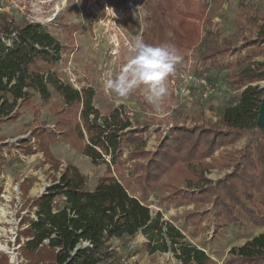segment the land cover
I'll return each mask as SVG.
<instances>
[{
	"label": "trees",
	"instance_id": "1",
	"mask_svg": "<svg viewBox=\"0 0 264 264\" xmlns=\"http://www.w3.org/2000/svg\"><path fill=\"white\" fill-rule=\"evenodd\" d=\"M158 5L165 9L163 3ZM248 17L254 22L260 19L251 13ZM0 19L4 32L0 39V124L17 121L19 108L34 104L36 96L49 104L54 89L63 102V106H51L57 120L55 133L45 124L37 134L46 160L57 169L61 162L50 151L49 143L58 137L72 138L94 164L105 161L106 156H115L113 164L119 168L130 162L132 177L128 183L139 193V197L131 195L110 167L91 190L87 177L68 164L59 180L33 203L37 219H24L23 223H28L22 232L26 241L20 249L30 264H118L112 241L132 239L140 232L148 240L144 249L149 254L172 252L182 264H216L161 213H151L145 201L159 185L166 193L162 204L194 205L193 211L183 215L194 234L210 231L208 223L218 233L224 226L240 224L241 216L255 227H264V130L256 121L255 140L215 157L218 150L234 146L245 136H255L249 123L259 115L264 88L249 84L264 79V65L236 74L232 82L235 87L249 86L241 94L242 103L227 108L219 124L208 122L192 128L175 124L171 137L161 135L158 151L151 152L144 149L148 129H132L129 116L120 108L100 124L93 93L74 89L51 71L67 49L41 24L17 25L1 12ZM158 24L160 33L164 32V25ZM259 28L258 36L245 42V47L253 49L250 59L264 56V23ZM10 35H14L12 45L4 41ZM228 50L221 48L207 59L214 60ZM129 146L133 148L124 157L122 148ZM214 170L231 172L212 181L205 172ZM57 199H63L60 208ZM229 254L225 264H264V233L234 247ZM0 263L9 264V258L0 254Z\"/></svg>",
	"mask_w": 264,
	"mask_h": 264
},
{
	"label": "rangeland",
	"instance_id": "2",
	"mask_svg": "<svg viewBox=\"0 0 264 264\" xmlns=\"http://www.w3.org/2000/svg\"><path fill=\"white\" fill-rule=\"evenodd\" d=\"M160 2L164 4V10L159 9ZM167 2L0 0V12L17 25L41 24L67 49L61 53L60 62L51 71L74 89H87L93 93V106L100 111V124L120 108L124 115L129 116L132 129H148L144 131V149L157 152L162 140L160 136L170 138V129L175 124L189 128L208 122L219 124L227 108L242 103L241 94L247 86L264 88V79L243 88L232 83L236 74L258 70L264 65V56L250 59L253 49L245 47L246 40L255 39L260 31L259 25L264 23V0ZM248 13L260 19L251 21ZM158 23L164 25V32L160 33ZM1 29L2 21L0 39H3ZM137 38L152 45L174 44L182 56L176 71L167 79L168 95L157 104L147 101V89L143 86L119 102L113 93L104 88L105 82L114 79L127 63L131 56L130 46ZM13 39L14 35H10L4 41L12 45ZM227 47L230 50L226 54L214 60L207 59ZM51 92L49 104H44L36 96L34 104L19 108L21 116L17 121L0 124V254L9 258V264H30L20 249L26 241L22 232L28 223L24 224V219H37V208L33 207V203L59 180L68 164L76 166L87 177L89 189L110 167L112 175L126 186L129 193L139 197V193L128 183L132 177L130 162L125 168H119L118 164H113L115 156H106L105 161L94 164L72 138L58 137L49 143L50 151L61 162L57 169L54 163L46 160L40 149L38 130L47 124L45 128L55 133L57 120L51 106H63L61 95L54 89ZM36 107L40 109L37 113ZM257 117L249 123L250 132L255 136H245L234 146L218 150L215 157L219 158L227 150H240L250 140H255L258 137L255 128ZM78 120L81 122L80 118ZM20 134L25 140L20 141L18 146L11 143ZM132 148H122L124 157ZM230 172L206 171L205 176L216 181ZM166 180L165 176L163 181ZM165 195L160 185L151 193L145 201L151 213L154 216L161 213L165 221L180 229L189 243L205 250L216 264H225L231 249L264 233H259L263 227H255L247 217L241 216L240 224L224 226L218 233L214 232V225L208 223L210 231L194 234L183 220V215L193 211L194 205L162 204ZM57 202V208H60L63 199H57ZM145 239L140 232L132 239L113 241L118 252V264H181L172 252L150 255L142 251Z\"/></svg>",
	"mask_w": 264,
	"mask_h": 264
},
{
	"label": "clouds",
	"instance_id": "3",
	"mask_svg": "<svg viewBox=\"0 0 264 264\" xmlns=\"http://www.w3.org/2000/svg\"><path fill=\"white\" fill-rule=\"evenodd\" d=\"M130 50L131 56L127 63L114 79L105 82L104 88L113 93L119 102L143 86L147 89V101L159 103L168 95V77L182 61L178 48L170 43L152 45L137 38Z\"/></svg>",
	"mask_w": 264,
	"mask_h": 264
},
{
	"label": "water",
	"instance_id": "4",
	"mask_svg": "<svg viewBox=\"0 0 264 264\" xmlns=\"http://www.w3.org/2000/svg\"><path fill=\"white\" fill-rule=\"evenodd\" d=\"M257 126L261 130H264V97L262 98V101L260 104L259 115L257 118Z\"/></svg>",
	"mask_w": 264,
	"mask_h": 264
},
{
	"label": "crops",
	"instance_id": "5",
	"mask_svg": "<svg viewBox=\"0 0 264 264\" xmlns=\"http://www.w3.org/2000/svg\"><path fill=\"white\" fill-rule=\"evenodd\" d=\"M21 136V134L19 135V136H17V138L18 137H20ZM54 152V151H53ZM101 178V177H100ZM99 178V179H100ZM99 179H98V181H99ZM98 181L95 183V185L91 188V190L92 189H95L96 188V186H97V183H98ZM185 222V221H184ZM190 227V226H189ZM192 229V228H191ZM260 232H264V227L262 228V229H260L259 230V233ZM263 234V233H262ZM137 236V235H136ZM145 238H146V236L145 235H143ZM250 240V238L249 239H247V240H245L242 244H240V245H238V246H236V247H240V246H243L245 243H247L248 241ZM113 241H115V240H113ZM113 241H112V244H113ZM116 241H118V239H116ZM148 242V240H147V238L145 239V244ZM144 244V245H145ZM144 245H143V248H142V251H146L145 249H144ZM114 247V246H113ZM149 254V253H148ZM164 254H167V253H164ZM150 255H152V254H150ZM154 255V254H153ZM213 258V257H212ZM179 262V261H178ZM181 263V262H180ZM182 264V263H181Z\"/></svg>",
	"mask_w": 264,
	"mask_h": 264
},
{
	"label": "built area",
	"instance_id": "6",
	"mask_svg": "<svg viewBox=\"0 0 264 264\" xmlns=\"http://www.w3.org/2000/svg\"><path fill=\"white\" fill-rule=\"evenodd\" d=\"M207 97V96H206ZM22 140H25V138H24V136L22 137V136H20V137H18V138H16V139H13L12 141H11V143H15V144H17L16 146H18L20 143V141H22ZM7 143H8V141H7ZM10 143V142H9ZM19 143V144H18ZM85 245H87V244H85Z\"/></svg>",
	"mask_w": 264,
	"mask_h": 264
}]
</instances>
